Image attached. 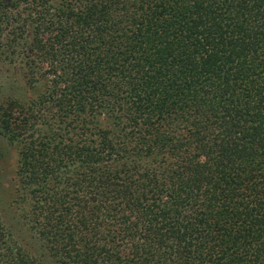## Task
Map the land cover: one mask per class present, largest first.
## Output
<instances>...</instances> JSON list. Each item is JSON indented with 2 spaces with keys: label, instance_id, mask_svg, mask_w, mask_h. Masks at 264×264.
I'll return each mask as SVG.
<instances>
[{
  "label": "trees",
  "instance_id": "obj_1",
  "mask_svg": "<svg viewBox=\"0 0 264 264\" xmlns=\"http://www.w3.org/2000/svg\"><path fill=\"white\" fill-rule=\"evenodd\" d=\"M14 203L53 264H264V0H0ZM0 264H41L0 219Z\"/></svg>",
  "mask_w": 264,
  "mask_h": 264
},
{
  "label": "rangeland",
  "instance_id": "obj_2",
  "mask_svg": "<svg viewBox=\"0 0 264 264\" xmlns=\"http://www.w3.org/2000/svg\"><path fill=\"white\" fill-rule=\"evenodd\" d=\"M16 66L0 63V101L9 95L19 94L20 90L10 88L21 86L19 69ZM14 164L15 151L0 135V219L24 250L30 252L41 264H53L23 224L20 218L21 204L13 202Z\"/></svg>",
  "mask_w": 264,
  "mask_h": 264
}]
</instances>
